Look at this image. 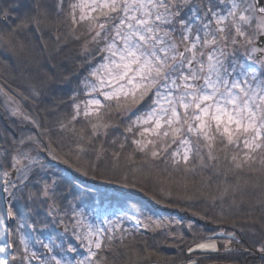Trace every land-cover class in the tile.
Returning <instances> with one entry per match:
<instances>
[{"label":"snow or ice","instance_id":"obj_1","mask_svg":"<svg viewBox=\"0 0 264 264\" xmlns=\"http://www.w3.org/2000/svg\"><path fill=\"white\" fill-rule=\"evenodd\" d=\"M0 67V264H264V0H0ZM50 161L189 215L89 210Z\"/></svg>","mask_w":264,"mask_h":264},{"label":"trees","instance_id":"obj_2","mask_svg":"<svg viewBox=\"0 0 264 264\" xmlns=\"http://www.w3.org/2000/svg\"><path fill=\"white\" fill-rule=\"evenodd\" d=\"M0 71H3V68L0 67ZM75 87V83L69 85L68 88ZM50 163L56 167L58 170H62V175H68L75 177L74 183L76 184L78 190L85 191L90 193V195H85L84 202L88 206L94 201L99 203L107 202L109 205H115L117 207H122L125 203H130L140 205L146 209H150L158 213H167V214H176L179 217H185L189 215L182 208L177 207H166L163 205H158L155 203L154 196L159 198V185L154 182L153 179H145L144 174L141 172H133L131 170L125 169L128 171L129 185L124 187L121 184L116 183H105L99 177L95 180L90 177L80 176L75 173L72 169L68 168L67 165L60 163L59 161H50ZM123 164V161H122ZM135 181V186L132 185V181ZM254 215L259 216V212H254ZM200 224H203L204 221H199ZM231 224V221L228 222V225ZM259 228V225L256 226ZM230 230V229H229ZM211 233H205V235H210ZM141 237L144 235V230L140 229ZM259 238V235L256 237ZM140 237H137L139 240ZM126 243H131L127 241ZM119 255L115 257V264H137V261L141 259L140 256L136 255L133 250L130 248L126 249L119 247L117 249ZM193 258L198 260V264H208L212 262H226L228 260L225 258L224 253H203L196 252L193 254ZM232 259H235V254H232ZM154 259V258H153ZM241 264L244 262V258H239Z\"/></svg>","mask_w":264,"mask_h":264},{"label":"rangeland","instance_id":"obj_3","mask_svg":"<svg viewBox=\"0 0 264 264\" xmlns=\"http://www.w3.org/2000/svg\"><path fill=\"white\" fill-rule=\"evenodd\" d=\"M125 204L122 206V207H117V206H115V205H109L107 202H104V203H99L98 204V201H94L93 202V205H92V203H90L89 205H88V208H89V210H91V209H95L97 212H104V211H109V212H114V211H121V210H125V209H127L131 204L130 203H127V202H124ZM154 214H156V215H175V216H177L176 214H167V213H158V212H154V211H152ZM57 242H59V241H57ZM203 253H210V251L209 252H203Z\"/></svg>","mask_w":264,"mask_h":264},{"label":"water","instance_id":"obj_4","mask_svg":"<svg viewBox=\"0 0 264 264\" xmlns=\"http://www.w3.org/2000/svg\"><path fill=\"white\" fill-rule=\"evenodd\" d=\"M208 264H228V263L216 261V262H212V263H208Z\"/></svg>","mask_w":264,"mask_h":264}]
</instances>
